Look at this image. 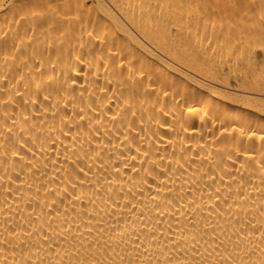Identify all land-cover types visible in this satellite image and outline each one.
<instances>
[{
	"label": "bare ground",
	"instance_id": "obj_1",
	"mask_svg": "<svg viewBox=\"0 0 264 264\" xmlns=\"http://www.w3.org/2000/svg\"><path fill=\"white\" fill-rule=\"evenodd\" d=\"M245 3L208 16L197 0H0V240L15 245L0 264H264L261 142L240 134L264 128V92L245 86L250 54L264 62V0ZM77 72L73 104L49 85ZM89 103L88 175L70 177L60 117L75 134ZM14 122V138L43 129L44 149L12 156Z\"/></svg>",
	"mask_w": 264,
	"mask_h": 264
},
{
	"label": "snow or ice",
	"instance_id": "obj_2",
	"mask_svg": "<svg viewBox=\"0 0 264 264\" xmlns=\"http://www.w3.org/2000/svg\"><path fill=\"white\" fill-rule=\"evenodd\" d=\"M67 6L69 7V9L72 8H79L80 7V0H67ZM197 8L199 9V11L205 13L208 16H211L215 13L216 9H221L224 11H228V10H239L242 9L244 7H246V3L245 0H223V2L221 3V0H197ZM262 7H264V5H262ZM21 11H23V9H21ZM260 25L261 28L264 29V15L261 16L260 18ZM257 55H260V53H257ZM77 61L79 63H85L86 61L80 57L77 56ZM254 58H251V54H250V65H253L251 67H249L248 69H246L248 76H249V80L246 82L245 86H248V84H254V83H258L259 84V89L253 87L251 89V91L255 92L257 90L264 92V62L261 63H254ZM73 67H75V65H73ZM88 78V74H85L83 77L81 76L80 72H77L74 76H70L69 77V81H56L55 77H52V83L49 85V87H52L53 85H59V88L57 89V93L59 94L60 91H69V89H71V92L69 93V95L71 96V100L73 104H77V103H83L84 100V94L86 92V89L83 87V85L80 83L81 79H87ZM92 83H94V81H92ZM41 85H37V88H39ZM80 90V95L76 96L75 93L77 90ZM100 91H105V89H100ZM18 94V93H17ZM89 95H92L91 93H89ZM165 95H167V93H165ZM50 95H45L44 96V101H49L50 100ZM98 99H101V107L103 106V100L102 98H100L99 96L97 97ZM262 99H264V96H262ZM25 104L27 103H31V104H35L36 101L35 100H30V101H24ZM234 103H240V101H234ZM247 107H251V106H247ZM57 108L58 105H51V106H47L45 107V109L43 110V112L41 113V115H47V113L49 111H51L52 114V118L53 120L56 119V117L58 116L57 113ZM62 111H66V110H62ZM92 111V112H99L100 110L98 108H96L94 106L93 103H89V104H85L83 107L79 108V111L77 112V116L79 118V120L81 122L87 121V125H85L84 123H81L79 125H76L77 131L75 134H73L72 132V127L75 124V121H65L63 117H60L61 122L65 125V127L68 128V131H64L63 128L60 129V134L63 135L66 139H69V144L70 146H64V152L67 153L64 156V163L69 164L71 171L68 172V175L71 177L73 173H77L79 175H83L84 177H87L88 175V171L86 170L85 166H80L78 169L76 168V165L78 163V161L80 159H82V157H80L76 151V148L79 144V136L81 135V129L86 127V126H90L92 121L88 116V112ZM193 111L192 108H188V112L191 113ZM105 115L103 112H100V116ZM207 115V113L205 114ZM221 117L220 115L216 116V119L219 120ZM260 119L264 120V109L260 110ZM97 119H99V116L97 117ZM113 119H116V117L114 116ZM24 122L26 124H28V118L25 117L24 118ZM15 127V122L13 123L12 126L7 127L6 132L3 133V135H6L7 138L12 141V149H11V155L15 156V157H19L21 160H23V154L25 152V146L27 145V151L31 152L32 151V145L35 144H39V147L43 150L44 149V145L48 142V139H50V137H44L43 134V129L37 128L35 126H29L31 131H29V129H20L19 133L20 136L19 138H14L13 136V128ZM161 127H163V125H161ZM51 131V129H49V132ZM185 132L188 131V129H184ZM225 131H227V129H225ZM32 133H38L35 136V139H26L24 140L23 143H20V139H23V137L25 135L31 136ZM240 134L241 136L247 135L249 140H253V139H258L261 142V149H262V158L260 159V169H264V128L259 129L258 131H252L251 128L249 127L247 130H245V128L242 126L240 128ZM153 135H156L155 133H153ZM128 138L126 137V140ZM162 139V138H161ZM55 142V141H53ZM143 143V141H141ZM129 147H131V144H129ZM81 151H83V149H80ZM138 152H141V148L137 147L136 149ZM145 157H147L148 153L147 151H143L142 153ZM33 155H35V153L33 152ZM85 155H88V153H85ZM238 155L240 156H244L246 157L245 159V163H247L249 160H254L255 157V153L250 150V149H242L241 152L238 153ZM89 159H91V157H89ZM130 159L135 160L136 157H130ZM147 162V161H145ZM90 168V165L88 166ZM259 171V169H258ZM139 174V173H137ZM260 180H261V184L264 185V174L260 175ZM223 179V178H221ZM86 182V180L81 179L79 181L80 184H84ZM75 186V184L73 185ZM76 199H79V197H76ZM261 236L264 237V225L261 226ZM0 244H2L3 246H5V248H14L15 245L13 243V241L5 238L4 240H0ZM4 264H8V259L7 257H5L4 259Z\"/></svg>",
	"mask_w": 264,
	"mask_h": 264
}]
</instances>
